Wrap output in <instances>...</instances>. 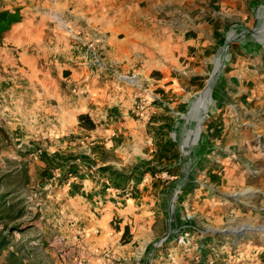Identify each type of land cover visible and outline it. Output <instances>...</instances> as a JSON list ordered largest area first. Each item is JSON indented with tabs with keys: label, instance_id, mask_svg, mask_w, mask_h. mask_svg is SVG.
Here are the masks:
<instances>
[{
	"label": "rangeland",
	"instance_id": "rangeland-1",
	"mask_svg": "<svg viewBox=\"0 0 264 264\" xmlns=\"http://www.w3.org/2000/svg\"><path fill=\"white\" fill-rule=\"evenodd\" d=\"M46 1L0 0V9L32 8L35 11ZM224 6L221 36L199 79L193 84L184 83L180 93L174 98L169 97L161 107L153 101V95H141L145 92L136 90L137 98H134L130 116L127 113L113 115L108 121L112 127L110 134L119 140V146L106 150L101 163L109 162L111 170L118 173L129 171L135 164L154 168L152 177L146 176L145 180L153 187L148 195L152 200H158L154 205L158 213H154L155 218L150 215L151 220L148 217L147 221H138L156 222L152 227L153 234L147 235L149 243L142 249L138 243L131 246V234L126 238L123 235L119 240L110 234L106 236L101 230L92 235L94 237L78 235L79 222H109L112 211L116 214L112 222H125L126 219L117 217L114 206L125 194L120 193V188L107 185L108 168L94 170L89 177L79 174L62 180L59 168H51L45 174V154L57 156L66 164H83L86 172L93 170L95 165L82 163L79 156L85 148L71 133L62 130L59 114L47 111L50 106H57V102H48L47 106L41 104L37 100L40 90L34 91L28 84L18 87L20 84L8 80L10 76L0 70V178L10 190L6 202L16 204L18 209L24 208L23 216L15 220H2L0 210V230L4 225L10 228L14 224L23 228L21 233L10 235L11 245L1 254L0 264H148L155 244H158L155 253L163 251L160 264H215L216 258L224 255L236 264L234 258H230V251L216 252L206 258L201 249H209L208 241L188 243L187 239L200 240L199 237L209 235L250 240L264 237V24L258 27L257 23L258 10L264 6V0L230 1ZM230 32L235 33V41L230 44L229 55L225 58L226 48L222 47ZM222 61L225 68L213 86L209 115L204 123H196L193 113L203 110L205 103L199 101L190 107L191 101L202 92L212 71L218 69ZM126 76L118 77L120 85L135 88L138 84L131 82L132 76H128L130 81ZM228 91L245 93L246 113L240 119L242 130L233 139H244L247 144L232 148L240 160L235 164L237 168L231 167L227 172L218 168L211 173L213 163L210 160L214 152L211 140L215 136L208 133L207 126L218 105L228 102ZM142 99L152 102L144 119L135 108ZM131 117L150 126L143 130L140 139L129 134L127 139L123 138L121 121ZM158 126H164L165 130L156 132L153 128ZM193 130L197 135L201 131L197 143L191 147L189 184L194 187L183 192L189 162V137ZM77 137V140L81 139ZM26 170L27 177L24 175ZM135 182L131 181L125 190L127 198L134 197ZM131 184L133 190L127 193ZM180 186L183 187L175 203L170 236L160 242L169 231V205L174 191ZM5 190L1 189V192ZM137 230L143 232L142 227ZM4 233L9 234L8 231ZM182 236H185L184 243H181ZM12 252L16 255L10 260ZM155 253L152 264H157ZM244 263L240 260V264Z\"/></svg>",
	"mask_w": 264,
	"mask_h": 264
},
{
	"label": "crops",
	"instance_id": "crops-1",
	"mask_svg": "<svg viewBox=\"0 0 264 264\" xmlns=\"http://www.w3.org/2000/svg\"><path fill=\"white\" fill-rule=\"evenodd\" d=\"M230 1L239 0H47L35 11L21 8L22 22L15 24L0 40V70L10 76L8 80L20 84L16 85L18 87L28 84L30 89L40 90L39 97L36 96L41 104L57 102V106H50L47 111L59 114L62 130L71 133L85 148L79 156L82 163L95 165L86 172L83 164H74L78 169L76 176L89 177L94 170L108 168L107 185L114 187L115 175L111 173L109 162L100 161L106 150L119 146V140L110 134L112 127L108 121L113 115L127 113L130 116L138 92L153 95V101L161 107L169 97L180 93L184 83L193 84L199 79L213 57L224 25V4ZM126 75L132 76L138 84L135 88L120 85L118 77ZM244 96L240 91H228V102L219 104L210 115L208 133L215 136L211 140L214 143L211 173L218 168L227 172L231 167L237 168L235 164L240 162L237 151L232 148L247 144L244 139H233L242 130L240 119L246 113ZM83 115L89 117L94 128L81 122ZM138 121L133 117L121 121L124 139L128 134L140 139L143 130L150 127ZM153 129L163 132L165 127ZM77 136L81 139L77 140ZM137 165L119 174L132 176V169ZM151 173L135 175L132 199L125 193L131 181L121 184L120 193L125 195L114 206L117 217L126 219L125 222H112L116 215L112 211L109 222H79L78 235L91 237L101 230L106 236L110 234L119 240L128 229L131 246L138 243L142 249L149 243L147 235L153 234L156 222L138 221H147L148 217L151 220L150 215L158 213L154 209L158 200L148 195L153 187L145 180L146 176L152 177ZM138 227H142L143 232L137 230ZM199 238L202 239L189 237L187 241H208L207 257L230 251V258H234L236 264H240V260L246 262L244 264H264L262 236L252 240L230 235ZM184 239L182 236L181 243ZM161 255L162 250L155 253L157 264L163 259ZM225 256L229 258L228 255L216 258L215 264H233Z\"/></svg>",
	"mask_w": 264,
	"mask_h": 264
},
{
	"label": "trees",
	"instance_id": "trees-1",
	"mask_svg": "<svg viewBox=\"0 0 264 264\" xmlns=\"http://www.w3.org/2000/svg\"><path fill=\"white\" fill-rule=\"evenodd\" d=\"M23 20V16L21 13V8H16L14 10H10V9H0V40H2L5 35L11 30V28L17 24L22 22ZM81 122L83 121L84 123H86L87 127L89 128H94L95 125L93 124V122L90 121L88 116H81L80 117ZM45 160L47 161V168H45L44 173L47 174L49 173L51 168H59L62 171L61 175V180L62 179H68L70 176H74L78 173V169L76 165H69L68 163L66 164L65 162H63L62 160H60L57 156H50L49 154H45L44 155ZM154 168L153 167H147V168H143L141 165H137L136 167H134L132 169V176L129 175V173H125V174H119V173H115L111 170L112 175H115L112 178V185H114L115 187L121 188L123 183H127L130 181H134L135 179V175H144L146 173L149 172H153ZM24 175L25 177H27L28 172L27 170L24 171ZM8 177V176H6ZM27 181H29V179L27 178ZM122 184V185H121ZM6 186H4L3 183V178H0V210H1V214H2V220H15V219H19L20 217L23 216L24 213V208L18 209L16 208L17 205L14 203L9 204L7 199V194L8 192H10V190H7V184H5ZM194 187L193 184H188L187 186H185V189L183 190H192ZM1 189H6L5 192H1ZM10 201V200H9ZM18 209V210H17ZM4 231H8L9 234L6 235L4 233ZM23 228H21V225L19 224H14L12 227L9 228V225H4L3 228L0 230V256L1 254L11 245V241L12 238H10V235H13L16 232H22ZM125 238L129 236L128 233V229H126L125 233H124ZM126 240V239H125ZM202 251H204L203 255H208V250H204L201 249ZM15 252L10 253L9 259L12 260L15 257ZM221 257L218 256L217 259H220Z\"/></svg>",
	"mask_w": 264,
	"mask_h": 264
},
{
	"label": "water",
	"instance_id": "water-1",
	"mask_svg": "<svg viewBox=\"0 0 264 264\" xmlns=\"http://www.w3.org/2000/svg\"><path fill=\"white\" fill-rule=\"evenodd\" d=\"M234 41H235V33L234 32L228 33L226 42H225L224 46L222 47V48H226L225 49L226 50L225 58H227V56L229 55L230 44L232 42H234ZM223 68H225L224 61H222V64H221V66L218 69L212 71L205 88L202 90V92H200L197 96H195L193 98V100L191 101L190 107H192V106L194 107L195 104L197 102H199V101H203L205 103V108L203 110L200 109V110H198V111L193 113L194 121L196 123H199V122L201 124L204 123L205 120L207 119L208 115H209L210 107L213 104V97H212L213 86L216 83V81L218 80V78L220 77V75L222 74ZM182 118L184 120V116ZM200 132L198 131V135H197V131L193 130V131H191V137H189L190 138L189 139L190 151H188V154H187V156L189 157V162H188V165H187V168H186L187 175H186V180H185L184 186H187L189 184V182H190V179H191L190 178V173H191V154H192L191 153V147L193 146V144L197 143V141L199 139V136H200ZM182 187L180 186L177 190L174 191L172 200H171L170 205H169V216H170V219H169V231L162 239H160V242L165 241L170 236L171 226H172L171 225L172 217H173L174 212H175V203H176L178 194L180 193ZM157 246H158V244L154 245V247L152 249V254L150 255L149 260H148V264H152V262H153V253H155V251L157 249Z\"/></svg>",
	"mask_w": 264,
	"mask_h": 264
},
{
	"label": "built area",
	"instance_id": "built-area-1",
	"mask_svg": "<svg viewBox=\"0 0 264 264\" xmlns=\"http://www.w3.org/2000/svg\"><path fill=\"white\" fill-rule=\"evenodd\" d=\"M125 78L128 79L129 81L131 79V77L128 76H126ZM131 82H133V80H131ZM151 103L152 102H150V100H146V99H142L136 103L135 108L142 119L146 118V116L148 115L149 110L151 108ZM132 190H133V184L130 185L127 193H130Z\"/></svg>",
	"mask_w": 264,
	"mask_h": 264
},
{
	"label": "bare ground",
	"instance_id": "bare-ground-1",
	"mask_svg": "<svg viewBox=\"0 0 264 264\" xmlns=\"http://www.w3.org/2000/svg\"><path fill=\"white\" fill-rule=\"evenodd\" d=\"M257 23H258V27L264 24V6L258 10Z\"/></svg>",
	"mask_w": 264,
	"mask_h": 264
}]
</instances>
